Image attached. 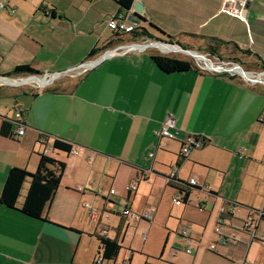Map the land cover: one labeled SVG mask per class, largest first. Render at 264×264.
Instances as JSON below:
<instances>
[{"label": "crops", "instance_id": "1", "mask_svg": "<svg viewBox=\"0 0 264 264\" xmlns=\"http://www.w3.org/2000/svg\"><path fill=\"white\" fill-rule=\"evenodd\" d=\"M0 1L7 4L0 9L1 75L24 64L38 71L50 69L51 64L41 57L47 46L60 45V59L69 50L75 52L59 66L69 72L56 82L32 78L42 76L40 73L27 75L23 79H38V86L14 92L30 81L14 82L23 76H8V82L2 81L0 99L13 100L15 117H10L3 103L0 114L16 119L22 109L25 133L18 135V125L14 136L0 134V264L100 261L99 236L114 238L118 226L124 228L131 217L118 214V223L111 228L107 224L110 212L99 214L90 201L102 199L107 205L114 204L110 200L114 188L107 189L117 184L120 186L114 194L122 193L125 208L128 205L132 212L155 207L153 220L161 218L168 199L172 202L170 213L178 220L176 226L186 222L187 228L177 234L182 239L173 237L185 245L182 252L187 259L177 253L170 258L171 263L161 260L159 264H264V242L252 239L242 229L244 220L254 212L264 213V85L255 84L259 78L253 83L241 74L212 72L196 64L199 69L165 73L151 59L152 54L190 59L195 56L182 48L198 53L201 48L210 51L211 46L221 59L244 55L250 65L262 63L264 0H247L244 19L224 12V0H135L134 4L140 2L144 7L145 26L153 23L171 37H161L166 44L156 38L127 44L121 42L123 35L113 34L99 47L104 49L92 57L89 53L93 48L84 47L81 62L78 38L89 35L87 28L94 27L98 19L109 21L111 13L125 12L116 0H111L114 6L107 10L83 9L77 4L79 0ZM126 13L133 18L135 11ZM121 45L122 50L112 51ZM85 62H89L85 70L72 69ZM79 71H83L82 76L72 79L71 74ZM7 86L12 89L8 91ZM170 116L176 119L178 136L162 138L156 132ZM42 136H46L51 156L65 162L66 168L44 220H38L19 210L28 182L15 209L2 204L1 194L12 168L37 169L45 146L40 143ZM190 138L204 144L184 153ZM56 139L69 142L72 151L58 152L53 147ZM171 176L189 184L196 180L187 202L181 199L180 205L175 204L178 196ZM138 178V190L129 196L126 187ZM140 198L148 207L137 205ZM85 203L97 211V221L90 218ZM178 207L179 213L173 214ZM228 207L232 214H223L222 209ZM220 219L225 222L223 234L215 231ZM261 233L263 217L257 229V234ZM212 245L215 251L210 250ZM189 247L192 253H187ZM162 255V259L168 258L170 253ZM101 264L142 263L136 262L134 254H119L114 262Z\"/></svg>", "mask_w": 264, "mask_h": 264}, {"label": "rangeland", "instance_id": "2", "mask_svg": "<svg viewBox=\"0 0 264 264\" xmlns=\"http://www.w3.org/2000/svg\"><path fill=\"white\" fill-rule=\"evenodd\" d=\"M77 4L79 6H83L82 8L84 9H104L107 10L108 6H114L113 2L111 0H79L77 1ZM107 8V9H106ZM111 18L109 21H102L98 19V23L95 24L94 27L92 28H87V30H89V32H91L89 35L87 36H81L78 38L77 41V49L79 52V57L81 58V60H79V62H81L82 60V49L86 46L95 48V47H101L102 44L104 42H106L108 39H110L112 37V35L114 34V29H112L109 26V23L112 21V19L114 18V16L111 13ZM120 35H123L122 37H124V41H121L123 43H131L129 42V38L126 37V34L123 32H120ZM60 45L57 46H47L46 49L44 50V52H42L41 57L44 58V61L47 64H51V68L44 70V71H38L42 76H50L52 74H56V73H61L62 75L64 73L69 72L66 67H59L61 64H63L64 62H66L65 60H67V58L70 55H75L74 50H72V53L70 52L71 50H69V53L63 55V59H60L59 57V50ZM50 49H52L53 53L50 51ZM199 54H201L204 58L205 61H198V57L197 59L195 57H191L190 59L196 64L199 65V67L203 66L204 70H209L214 72V68L219 66V65H224V66H228V67H233V66H237L238 68H242L243 71L245 72H250L252 73V77L256 76L258 77L260 80L264 81V68L262 66V63H258L257 61H255V64H248L249 60L248 58H245L244 55H238V56H234V55H225L222 59L219 58L216 55H212L211 53L207 52L206 48H201L198 51ZM90 54V53H89ZM87 55H85L86 57ZM189 58V57H187ZM196 60V62H195ZM237 61V62H236ZM239 61V62H238ZM68 62H75V61H68ZM71 64H75V63H71ZM79 63H76L75 66L77 67ZM213 65V66H210ZM72 66V65H71ZM79 66V65H78ZM66 68V69H64ZM70 68V67H69ZM212 68V69H211ZM235 75L236 74H241V73H237V72H233ZM83 71H79V72H74L72 73V77L71 76H67L70 77L72 79H76L80 76H82ZM65 75V74H64ZM242 75V74H241ZM27 76H23L20 77L19 80L14 81V82H19V81H23L21 79L26 78ZM36 77V76H35ZM34 77V78H35ZM39 78V76H37ZM36 77V78H37ZM61 75L54 77L53 82L56 80L61 79ZM242 77H244L245 79H247V77H245L244 75H242ZM33 78V77H32ZM31 78L30 84H26L24 85V87H20V88H15L13 91H23L24 89H29L31 88L30 86L36 85L38 86V84L36 83V81H34ZM248 81H250L249 79H247ZM257 84H261L264 85V82H256ZM255 83V84H256ZM0 87H3V82L0 80ZM5 89H8V91H10L12 89V87L7 86L5 87ZM6 104L8 106V114L10 115V117H15V110H14V102L13 100H11L10 98H3L0 99V105L1 104ZM120 185H114V186H109L107 190H110L111 188H114V190L119 189ZM125 191V190H124ZM114 204H106V202L108 201H104L102 199H98L96 202L90 201V203L93 204V206L95 207V209L100 213H104L105 212H110L109 213V220H107V224L112 228L116 227L117 223H118V214H123L124 210H125V203L126 200L125 198H123L122 193H118V194H111V199ZM104 202V204H103ZM171 204L172 202H170L168 199H165L164 201V211H162V216L161 218H157L153 221H145V220H139L137 222L133 221L131 218L126 220L125 226L122 230V235L121 237L123 238V249L121 251V257H126V256H130L131 254L135 255V260L138 263H142L144 264V260L148 259V262H152L154 264H159L161 262V260H163L165 263H171L170 258H172L175 254H179L180 253V257L187 259V254H183V248L182 246L185 247V245H181V243L178 240H175V238L177 239H182L180 238L177 234H179L180 232H182L184 229L183 228H187V224H185L186 222H183V224H185V226L182 224L181 226H176L178 220L175 219V217H173L174 215H171ZM137 205L138 206H142V207H148V204H146V201L144 198H140L137 200ZM154 204L152 203L151 206H153ZM104 208H107V211H104ZM180 211V208H174L173 209V214H178ZM172 216V217H171ZM170 220L169 223H167V220ZM179 230V231H177ZM146 231V238H144V232ZM175 238H174V237ZM166 246V247H165ZM134 251V252H132ZM169 251L170 255L168 256V258H163L161 257L162 252H164V254ZM163 254V255H164ZM172 254V255H171ZM162 255V256H163Z\"/></svg>", "mask_w": 264, "mask_h": 264}, {"label": "trees", "instance_id": "3", "mask_svg": "<svg viewBox=\"0 0 264 264\" xmlns=\"http://www.w3.org/2000/svg\"><path fill=\"white\" fill-rule=\"evenodd\" d=\"M116 1L120 5V9H128L132 7L135 2V0ZM120 12L122 13L124 11L120 10ZM132 20H134V22L137 24V27L133 31L125 33L126 37L129 38V41L137 42L140 40H145L147 38L158 39L159 37L171 38L169 35H166V33L161 28L153 23H150V25L146 27L145 23L147 22V19L142 14L134 13ZM151 30L157 31L160 36L152 35ZM113 33L115 36H119L120 34L115 31ZM112 44L113 43H111L110 45ZM210 48L211 50L208 52H210L212 55H216L213 47L210 46ZM233 48L244 52L247 55L252 54L248 51L239 49L238 47ZM103 49L104 48H93L90 51L89 57L96 55ZM151 59L154 64L165 73H179L186 72L195 68L199 69L189 58L152 54ZM262 66L264 68V61H262ZM38 73L39 72L29 64H24L16 66L11 72L7 73L6 76H27ZM1 94L2 90L0 89V96ZM0 120V134L7 137L14 136L15 127L23 124V122L18 119H13L1 114ZM53 147L58 152L72 151V145L62 139H56L53 142ZM39 155L40 160L35 171L32 172L26 168L20 167H14L10 170L1 194V202L8 208H17L18 201L22 195L24 184L28 182L29 186L24 196L22 206L19 210L30 218L44 220L47 209L54 200V197L56 196V193L60 187L66 164L65 162L59 161L56 158L47 156L43 153H40ZM170 181L173 187L176 189L177 196H179L183 202H187L189 200V196L191 194V186L193 184L191 185L188 182L179 180L175 176H171ZM227 214L231 215L232 213ZM122 230L123 225H119L116 230V236L114 238L99 236L100 250L98 252V257L101 259L100 261H96L93 264H101L103 263V261L114 262L118 258L123 248L121 237Z\"/></svg>", "mask_w": 264, "mask_h": 264}, {"label": "built area", "instance_id": "4", "mask_svg": "<svg viewBox=\"0 0 264 264\" xmlns=\"http://www.w3.org/2000/svg\"><path fill=\"white\" fill-rule=\"evenodd\" d=\"M246 5H247V0H224L223 11L227 12L231 15L241 17L244 19V17L242 16V11L246 7ZM5 8H7V4L0 1V9H5ZM11 12L14 13L15 9H12ZM109 26L112 29H114L115 32L126 33L129 31H133L137 27V24L134 22V20H132V18H128V13H126V11H125L122 13L120 12L119 14L114 16L112 21L109 23ZM123 48H124V46L121 45L119 47L113 48L112 51L116 52L118 50H122ZM95 62H92L91 65ZM88 65H89V62H85L78 67H73L72 69L73 70H76V69L85 70ZM201 67H203V66H201ZM230 68H231V66H230ZM214 70L217 72H231L232 74H234L233 72H235V71L229 69L228 66H224V65H219V66L215 67ZM237 73H239V72H237ZM248 73H250V72H248ZM59 75H61V73H56V74H52L50 76H41V77L54 79V77L59 76ZM245 77H247V79H249L251 82H253V79L258 78L256 76L252 77V75L250 77H248V76H245ZM256 82H264V81L259 79V80L255 81V83ZM21 117H22V109L18 110L16 113V119L22 121ZM24 133H25V126L23 124H21V125H19V128H18V135H24ZM156 133L158 135H160V137H162V138H177L179 130H178L177 125H176V119L173 116L168 117L167 120L162 124L161 129L158 130ZM40 143H42L43 145L45 144V146L42 150V153L47 155V156L53 157L50 154L51 149L48 147L45 137H41ZM188 144H189V146L185 145L183 148L184 153H190L191 147H201L204 144V142L198 138H190ZM190 183L196 184L197 182L195 179H192L190 181ZM138 186H139V178L135 179L134 181L129 183L126 187V192L128 193V195L129 196L133 195L138 190ZM114 193H115V190L111 189L110 194H114ZM174 201H175V204H177V205H180L182 203L181 198L179 196L176 197L174 199ZM85 207L88 208V214H89L90 218L94 221H97L99 216H98L97 211L94 209V207H92L89 203H85ZM201 209H203V208L201 207ZM156 212H157V209L155 207H152L149 210H146L142 213H134L128 207V205H126V208L124 210V215L130 216L135 221H137V220L152 221L156 215ZM232 212H233V209L231 207L222 209L223 214L224 213H232ZM254 214H253L254 216L251 215V217L244 220L242 229L245 230L246 232H248L252 239H257V240L264 242V233H261L259 235L257 234L258 224L262 220L264 213L262 211H257V212H254ZM224 228H225V222L223 219H220L219 222L217 223L215 231L217 234H223ZM145 234H146V232H145ZM183 235L187 236V233L184 231ZM210 250L215 251L216 246L212 245L210 247ZM186 251H187V253H192V249L190 247L187 248ZM244 264H252V263L246 262Z\"/></svg>", "mask_w": 264, "mask_h": 264}, {"label": "water", "instance_id": "5", "mask_svg": "<svg viewBox=\"0 0 264 264\" xmlns=\"http://www.w3.org/2000/svg\"><path fill=\"white\" fill-rule=\"evenodd\" d=\"M134 10L135 11V13H137V14H142L143 13V11H144V7H143V5L140 3V2H136L135 4H134V6L133 7H130V8H128V9H126L125 11L126 12H130L131 10ZM158 43H161V44H164L165 43V41L163 40V39H161V38H158ZM166 44V43H165ZM182 48V47H181ZM183 50H184V52H186V53H192L193 55H198L195 51H193V50H188V49H184V48H182ZM7 78H9L8 76H6V75H1L0 74V80L1 81H6V79ZM31 78V77H30ZM22 82H25V81H19L18 83H22Z\"/></svg>", "mask_w": 264, "mask_h": 264}, {"label": "bare ground", "instance_id": "6", "mask_svg": "<svg viewBox=\"0 0 264 264\" xmlns=\"http://www.w3.org/2000/svg\"><path fill=\"white\" fill-rule=\"evenodd\" d=\"M133 47H135V46H133ZM187 54H189V55H192V56H195V55H193L192 53H187ZM198 55H196L195 56V58L197 59V57H198V61L200 60V61H205L204 60V58H203V56L201 55V54H199V53H197ZM206 62V61H205ZM207 63V62H206ZM210 66H213V65H210ZM229 69H231V70H233V71H235V72H239V73H241V74H243V75H245V76H251L252 75V73H248V72H244V71H241V70H239V68L237 67V66H233V67H228ZM212 69V68H211ZM37 77V76H36ZM35 77V78H36ZM34 78V77H33ZM38 78V77H37ZM39 78H42V80H44V83L45 82H50V81H53V78H51V79H49V78H46V77H41V76H39ZM23 80H25V81H30L31 79H23ZM34 80V79H33ZM6 81L8 82L9 81V79H6ZM34 81H36V82H40L38 79L37 80H34Z\"/></svg>", "mask_w": 264, "mask_h": 264}]
</instances>
